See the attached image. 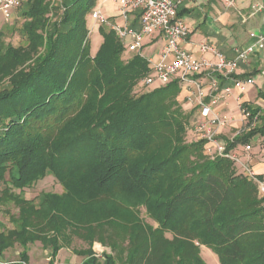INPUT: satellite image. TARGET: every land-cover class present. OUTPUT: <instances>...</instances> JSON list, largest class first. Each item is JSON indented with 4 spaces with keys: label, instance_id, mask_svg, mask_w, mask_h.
<instances>
[{
    "label": "trees",
    "instance_id": "trees-1",
    "mask_svg": "<svg viewBox=\"0 0 264 264\" xmlns=\"http://www.w3.org/2000/svg\"><path fill=\"white\" fill-rule=\"evenodd\" d=\"M99 5L27 0V45L0 37V207L19 212L15 228L0 232V257L19 245V260L5 264H28L29 246L40 243L54 264L77 237L87 245L74 250L81 264H117L99 259L95 243L125 247L123 264H206L203 246L220 264H264L258 184L232 158L207 154L179 101L182 85H145L149 59L128 52L113 30L101 28L91 54L87 21ZM259 134L262 116L257 128L224 140L226 153ZM48 177L61 194L24 198Z\"/></svg>",
    "mask_w": 264,
    "mask_h": 264
},
{
    "label": "crops",
    "instance_id": "crops-1",
    "mask_svg": "<svg viewBox=\"0 0 264 264\" xmlns=\"http://www.w3.org/2000/svg\"><path fill=\"white\" fill-rule=\"evenodd\" d=\"M108 4L111 8L103 10V5ZM256 5L264 7V0H234L233 5H229L225 0L187 1L177 13V17L189 26L191 32L189 38L182 43V48L197 58L204 57L216 63L217 60L211 54L200 53L199 46L208 43L227 59L233 60L237 50L255 43L250 37L251 34H264V10L256 11ZM101 10L109 19H116L118 16L116 4H104L101 0ZM130 21L134 29L139 28L137 14L132 15ZM164 45L165 39L162 35L146 38L141 53L156 61ZM247 80H251V84L246 83ZM194 81L196 85H182L179 101L185 110L193 112V124L196 125L206 121L201 117V108L198 106L200 93L205 95L206 103L210 102L211 96L217 97L219 102L214 107V113L231 119V123L224 127L215 126L214 132L219 139L231 141L248 130L247 120L241 114L243 104L259 110V115L264 117V49L254 54L247 64H241L233 75H227L224 71H210L195 76ZM213 82L217 85L215 92H212L211 88ZM236 82L245 84L242 88H235ZM226 87L233 88L229 96L224 95L223 90ZM192 134L199 139L195 131ZM247 146L251 149L247 150ZM231 155L236 157L240 173L246 175L245 170L248 169L256 177H264L263 135H256L248 145L236 146ZM29 263L36 264L31 257ZM47 263L49 264V259Z\"/></svg>",
    "mask_w": 264,
    "mask_h": 264
},
{
    "label": "built area",
    "instance_id": "built-area-1",
    "mask_svg": "<svg viewBox=\"0 0 264 264\" xmlns=\"http://www.w3.org/2000/svg\"><path fill=\"white\" fill-rule=\"evenodd\" d=\"M189 0H102V3H113L117 6L118 16L116 19L106 17L100 5L91 13V18L96 24L106 23L115 32L118 39L130 53H141L146 38L162 35L165 45L158 60L149 59L152 74L145 80V85L152 86L157 83L166 86L172 81H178L181 85H196L195 76L206 72L224 71L227 75H233L241 64H247L250 58L264 49V34L253 33L250 35L255 43L249 47L236 51L233 60L227 59L214 46L203 43L199 46L202 55L211 54L217 60L212 63L206 58H197L182 48V43L190 36V28L177 17L179 9ZM24 0H0L1 19L10 23L14 13L21 8ZM233 5L234 0H225ZM101 4V2H100ZM256 11H263L264 7L254 6ZM138 15L139 28L134 29L131 24V16ZM251 80L246 83L251 84ZM245 83L236 82L235 88H242ZM212 92L217 91V85L212 83ZM233 88L226 87L223 92L225 96L232 94ZM219 99L211 96L210 102H205V95L200 93L198 106L201 108V117L205 122L197 124L194 131L199 139L206 140L207 154L211 157L228 156L237 162L236 157L226 153V143L219 139L214 132L215 126L224 127L231 123L228 117H220L214 113V107ZM241 114L247 120V129H255L259 126V114L252 116L250 111L241 107ZM250 150V146L246 147ZM246 176L258 184L259 194L264 199V182L259 181L248 169Z\"/></svg>",
    "mask_w": 264,
    "mask_h": 264
},
{
    "label": "rangeland",
    "instance_id": "rangeland-1",
    "mask_svg": "<svg viewBox=\"0 0 264 264\" xmlns=\"http://www.w3.org/2000/svg\"><path fill=\"white\" fill-rule=\"evenodd\" d=\"M27 0L24 1L22 8L17 10L14 13V17L10 23L4 22L1 19L0 15V37L5 45H10L13 47L26 46L27 41L22 32V25L25 21L22 12L25 9ZM62 0H51L53 4V8L56 9L60 6ZM101 2V0H100ZM111 6L103 5V10L109 9ZM101 9V4H100ZM102 11V10H101ZM55 12V11H54ZM103 13V12H102ZM104 14V13H103ZM53 14H51L52 16ZM105 15V14H104ZM106 16V15H105ZM107 17V16H106ZM113 19H111L112 21ZM88 28L91 31L90 36V52L92 55H95L103 41L101 28L105 30H109V26L106 23L96 24L95 21L88 17ZM157 87L158 85H153ZM152 89V88H151ZM155 89V88H153ZM193 116L191 117V122H194ZM4 186L0 183V195ZM62 188L59 183L52 177H48L45 180L39 182L34 187L24 192V198L28 200H37L38 197L43 193H62ZM142 209V208H141ZM141 216L150 222L147 218L144 209L142 210ZM93 214H101V208L96 207L92 210ZM18 209L14 205H8L6 207H0V232H8L15 228V224L13 220L18 217ZM87 248L85 243L78 239L77 237L72 238L71 247L67 249H63L59 252L57 259L54 264H79L84 258L75 254L74 250H81ZM126 248L120 247L118 251H113L110 247H105L100 243H95L93 246V250L99 259L102 260L103 255H111L115 258L117 264H123L126 255ZM201 250V258L206 264H220L218 257L206 247H202ZM125 250V252H124ZM22 252V248L19 245H16L13 249H9L4 253L2 257H0V264L5 263H13L19 260V254ZM28 255L32 258V260L36 264H48V259L50 258L51 251L49 249H45L42 244L37 243L34 245H30L28 248ZM31 264V263H29Z\"/></svg>",
    "mask_w": 264,
    "mask_h": 264
}]
</instances>
